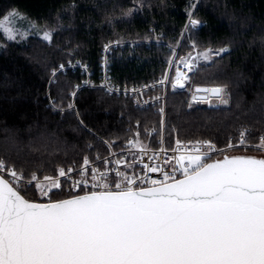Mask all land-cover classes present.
Returning <instances> with one entry per match:
<instances>
[{
    "label": "trees",
    "instance_id": "trees-1",
    "mask_svg": "<svg viewBox=\"0 0 264 264\" xmlns=\"http://www.w3.org/2000/svg\"><path fill=\"white\" fill-rule=\"evenodd\" d=\"M14 8L54 31L51 42L31 37L6 42L0 52V160L26 179L106 156L109 145L119 151L137 132L153 148L163 137L168 148L177 138L226 148L239 144L245 129L249 145L264 137V0H0V19ZM192 15L201 26L191 28L177 54L192 50L191 41L202 50L230 46L201 62L193 78L194 88L222 87L226 103L202 104L169 86L163 121L157 103L140 108L133 97L101 87L104 63L117 86L158 82ZM115 41L127 42L105 55ZM20 192L47 201L34 185Z\"/></svg>",
    "mask_w": 264,
    "mask_h": 264
},
{
    "label": "snow or ice",
    "instance_id": "snow-or-ice-1",
    "mask_svg": "<svg viewBox=\"0 0 264 264\" xmlns=\"http://www.w3.org/2000/svg\"><path fill=\"white\" fill-rule=\"evenodd\" d=\"M16 16L0 19V33L8 39L22 34L11 27ZM43 38L50 41L51 34ZM210 52L197 55L208 59ZM192 59L190 54L183 61L189 70ZM187 79L177 69L173 90L183 89ZM203 91L221 98L224 90ZM205 143L204 151L197 142L195 155L179 156L182 179L163 172V181L151 180L144 188L134 176L117 172L119 179L109 183V173L93 170L96 190L59 200L49 195L61 187L56 178L26 179L0 160V173L11 177L0 175V264H264V159L225 155L209 163L216 149ZM239 143H245L243 133ZM258 147L264 149V137ZM58 175L64 177V169ZM83 176L75 187L88 186L86 167ZM33 182L47 202H30L20 194L22 183Z\"/></svg>",
    "mask_w": 264,
    "mask_h": 264
},
{
    "label": "built area",
    "instance_id": "built-area-1",
    "mask_svg": "<svg viewBox=\"0 0 264 264\" xmlns=\"http://www.w3.org/2000/svg\"><path fill=\"white\" fill-rule=\"evenodd\" d=\"M107 49L108 48L106 47L105 55L109 53ZM104 67L105 69H104L103 82L101 83V87L106 89V91L111 94L129 95L133 97L134 100H136V97L139 94L141 96L144 91L150 90V87H153V85H156L158 83L155 82V83H150L148 85H144L142 89H140L141 87H133L132 90H129L127 88L128 86H124V87L117 86L116 87L117 90H114L112 92L110 88L111 87L110 77L108 79L109 70L106 63H104ZM87 83L89 85L91 84L90 81H88ZM127 91L130 92L126 93ZM143 101L150 102L148 103V105L155 103V101H152V98L144 99ZM144 106L147 107L146 105H143V107ZM247 132L248 131H245L243 133L245 143L232 144L234 147L231 148L229 147L219 148L216 146L215 143L211 142V144L215 146L216 151L211 152L210 157H214V156L219 157L224 153L239 152L237 150L239 148H245V149L252 148L264 152V149L259 148L258 145H249L248 143H246ZM136 140L138 139L137 138L130 139L127 143L124 144L123 148L119 151L114 150L112 146L109 145L110 154L106 156L97 155L95 159L88 160L89 164L87 166H85L84 163L79 165L69 166L64 169L66 173L64 177H60L58 174L55 176H51V175L49 176L56 178L60 182L61 187L57 190L63 191L66 194L81 195L96 190L91 186L92 183H94L92 180L93 170H97L98 172L109 173L108 175L109 183H112L114 180L119 179V177L116 176L117 172L127 174L128 176H134L137 180V184H140L141 187L145 188L151 186V180L163 181V174H162L163 172H167L169 174H175L177 179L181 178L182 176L180 175V170H179L180 165L178 163L179 156L182 153L187 156L195 155L196 153L193 150V145L197 144V142H200L201 151H204L207 148V144L205 142H210L204 140H176L173 148H167L165 145H162L157 148H153L147 144L142 145L138 143L143 147V151H142L141 146L138 145L136 147L132 146L133 142H137ZM177 141L181 142V147L179 150H177ZM252 152L255 153L256 151H252ZM117 161H119L120 163H117ZM184 164L185 165L187 164V160L184 161ZM145 165H147L148 167H156L157 171L149 172L147 168H145ZM85 167L88 170V176H87L88 186L85 187L83 183H80L79 187L77 188L75 187L77 182H80L84 179L83 172L85 170ZM0 174H2L11 181V177L7 173H0ZM142 178L144 182L141 184ZM170 182L171 181H169L168 183ZM26 184L28 183H22V185L18 189L22 188ZM51 195L52 193L50 194V196ZM46 199L48 198L46 197Z\"/></svg>",
    "mask_w": 264,
    "mask_h": 264
},
{
    "label": "rangeland",
    "instance_id": "rangeland-1",
    "mask_svg": "<svg viewBox=\"0 0 264 264\" xmlns=\"http://www.w3.org/2000/svg\"><path fill=\"white\" fill-rule=\"evenodd\" d=\"M15 12L17 14L16 17H12L11 20H10V24H11V27L15 28L18 30V33H22V34H17L16 35V38L15 39H8L7 36L3 33H1L3 35V41L0 40V52L3 51V49L5 48L6 46V42H25L26 40H28L29 38L31 37H39V38H42L43 40H45L43 38L44 36V33L45 32H48L51 34V40L48 41V42H51L52 41V38H53V35H54V31L52 29H48L44 26H42L41 24H39L38 22H36L35 20H33L32 18H30L27 14H25L24 12L20 11L19 9L17 8H14L12 9L10 12H8L4 17H11V14ZM22 16L24 17V19H19V17ZM193 16V15H192ZM3 17V18H4ZM2 18V19H3ZM192 20H196L194 17H191L189 19V22L185 28V30L183 31L182 33V37L180 39V42H179V45L175 46L174 49H175V54L173 55L172 59H171V62H170V66L167 70V73L165 76H167V80L165 81V83L161 84L159 81L163 80L165 78V76L163 78H161L158 83L156 85H153V87H150V89H155V88H158L159 87V92H157L153 97H152V101H155V103H157V110L162 113L163 115L162 118H163V121L165 119V111H166V108H167V95H168V90H169V86L172 85V83H174L175 81V73L177 71V69H179V71L183 72L187 77L188 79L183 81L184 84H185V87L183 89L181 88H177L175 89L176 90H184V89H187L188 93L192 96L193 100H194V96H195V88H194V83H193V78L197 75L198 71H199V68H200V65H201V62H206V63H209L211 61H213L214 59L222 56L223 54H225L226 52H228L230 50V46H225V47H221V48H218V49H213V48H207V49H200L198 45L195 44L194 41H191V46H192V50H189L187 53L183 54V55H178L177 54V51L182 43V41L184 40L185 37H189L190 36V30L191 29L190 27H194V28H199L201 26L200 23H197L195 26H192L191 24V21ZM197 21V20H196ZM31 25H35V27H31ZM186 31V32H185ZM47 41V40H45ZM152 40H145V42L149 43L151 42ZM127 41H115L113 43H110L109 45H107V51H110L111 48L113 47H116V45H122V44H125ZM114 45V46H113ZM221 49H227V51H223V52H219V50ZM208 50H211L210 54H209V58L208 59H204L202 56L200 55H197L198 53H203L205 51H208ZM219 52V54H217ZM191 54L192 57H195V59H192L190 60L189 62L191 63V70H189L188 68H186L184 66V63L183 61H186L189 59V55ZM109 75H108V79H109ZM103 82V81H102ZM101 82V83H102ZM111 85V90L112 92L114 90H117L116 87L117 85L113 84V82L110 83ZM144 86H142L140 89H142ZM172 87V86H171ZM129 90H132L133 87H127ZM173 90V88H172ZM117 92V91H116ZM130 91H127L126 93H129ZM227 93L225 91H223V95H222V99L221 98H209L207 100H198L196 99V101H201L202 104H206V105H210L212 103H214V101H216V103L218 104H221L222 103V100H226L227 99ZM127 96V95H126ZM144 99H141V96L140 94L136 97V100L135 101V106L137 107H140V108H144L143 105H148V103L150 102H146V101H143ZM146 103V104H145ZM165 129V128H164ZM245 131H248V130H243L242 133H244ZM152 132V131H151ZM138 134V135H137ZM139 133L137 132L135 137L134 138H137L138 140H136V144L138 146H141L139 144H144L141 139L139 138ZM176 140H183V139H179L177 138ZM175 140V142H176ZM139 143V144H138ZM146 145V144H144ZM166 145V140L165 138L163 137L161 139V145ZM258 146L260 144H257ZM159 146V147H160ZM151 147V146H150ZM174 147V146H173ZM172 147V148H173ZM168 148V147H167ZM227 148V147H226ZM245 152H249V151H245ZM256 154H259V155H264V152L263 151H259V152H256ZM215 157V156H214ZM214 157H210L207 159V162L215 159ZM218 158V157H216ZM4 161V160H3ZM5 162V161H4ZM6 164V162H5ZM7 165V164H6ZM187 165V164H186ZM8 167V165H7ZM10 168V167H8ZM59 173V172H58ZM57 173V174H58ZM56 174V175H57ZM24 176V175H23ZM49 176V175H48ZM51 176H55V175H51ZM25 177V176H24ZM38 177V176H37ZM45 177V176H44ZM44 177H38L39 180L43 183L44 180L43 178ZM35 182H33L32 184H26L24 185L22 188H24L25 186L27 185H34ZM20 188V189H22ZM19 189V190H20ZM52 195H51V198L55 195V194H65L63 191H58L57 189H54L53 192H51ZM50 193V194H51ZM49 194V195H50ZM44 199H46V197H44Z\"/></svg>",
    "mask_w": 264,
    "mask_h": 264
},
{
    "label": "water",
    "instance_id": "water-1",
    "mask_svg": "<svg viewBox=\"0 0 264 264\" xmlns=\"http://www.w3.org/2000/svg\"><path fill=\"white\" fill-rule=\"evenodd\" d=\"M215 87L222 88V87H220V86H212V87H207V86H204V87H196V88H195V97H196V99H198V100H207V99H209V98H218L216 95H214V94H212V93H210V92H205V91H203V89H211V88H215ZM197 89H201V91H197ZM222 89H223V88H222ZM222 95H223V93L221 94V97H222ZM201 98H203V99H201ZM225 155H227L228 157H250V158H256V159H264V155H259V154H256V153L239 152V153L225 154ZM225 155H223L222 157H219V158H215V159L209 161V163L214 162V161H216V160H223V158H224ZM0 175H2V174H0ZM4 178L7 179L5 176H4ZM179 179H182V177L179 178ZM8 180H9V179H8ZM9 181H10V180H9ZM170 183H171V182H170ZM13 186L15 187V185H13ZM145 188H146V187H145ZM18 190H19V189H18ZM19 192H20V190H19ZM20 194L23 195L21 192H20ZM81 195H83V194H81ZM23 196H24V195H23ZM24 198L27 199L25 196H24ZM69 198H71V197H69ZM65 199H66V198H65ZM27 200L30 201V202L44 203L43 201H32V200H29V199H27Z\"/></svg>",
    "mask_w": 264,
    "mask_h": 264
},
{
    "label": "bare ground",
    "instance_id": "bare-ground-1",
    "mask_svg": "<svg viewBox=\"0 0 264 264\" xmlns=\"http://www.w3.org/2000/svg\"><path fill=\"white\" fill-rule=\"evenodd\" d=\"M191 13H192V12H191ZM193 16H194V15H193ZM193 16H192V17H193ZM190 28H192V27H190ZM189 30H192V29H189ZM185 32H186V31H185ZM46 42H47V41H46ZM146 43H147V42H146ZM150 44H151V43H150ZM122 45H123V44H122ZM113 46H114V45H113ZM116 46H117V45H116ZM118 46H120V45H118Z\"/></svg>",
    "mask_w": 264,
    "mask_h": 264
}]
</instances>
